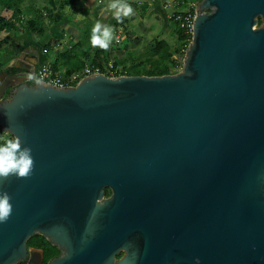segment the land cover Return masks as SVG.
Returning <instances> with one entry per match:
<instances>
[{"label":"water","instance_id":"water-1","mask_svg":"<svg viewBox=\"0 0 264 264\" xmlns=\"http://www.w3.org/2000/svg\"><path fill=\"white\" fill-rule=\"evenodd\" d=\"M20 57L0 132L33 168L0 179V264L42 260L35 235L60 251L48 264H264V0H202L175 75L58 88Z\"/></svg>","mask_w":264,"mask_h":264},{"label":"trees","instance_id":"trees-1","mask_svg":"<svg viewBox=\"0 0 264 264\" xmlns=\"http://www.w3.org/2000/svg\"><path fill=\"white\" fill-rule=\"evenodd\" d=\"M22 1L23 0H11L8 3L9 6H2L0 3V14L2 11H11L13 13L10 18L0 15V33H8L5 38L0 39V54L7 49L9 51L8 54L10 55V58L7 61L0 62V73L2 67L15 59L19 54L21 43L12 39V35L15 31L19 32V28H21L19 26V23H21L22 20L20 16H24V14L20 13ZM201 1L202 0H199L198 3ZM68 2V0H64L63 5L61 7L59 6L55 14H52L51 12H48V14H42V12L39 11L37 12L38 14L27 16L26 21L24 22L26 31L30 33L33 38L45 37V34L48 33L49 27H51L52 24L61 22L63 12L69 5ZM181 4L182 2L177 5L180 6ZM189 12L190 11L180 12V14ZM190 13L194 14L193 10ZM140 15L145 17L146 14ZM155 18L159 20L157 16H155ZM168 21H170V19H168ZM172 24L174 25V30H170V33L175 34L178 42V46L174 48L173 52L167 41L154 37L150 41L152 44L149 42L151 45H149L148 50L139 57H136L135 52H133L136 50L129 49L127 45H124L123 47L122 57H112V51H95L90 47L89 40L92 26L91 24H86L84 26L85 29L81 31V36L78 41L73 42V40L69 38L66 42L67 45L64 44L65 46H62L59 51H54V45L57 43L56 41L53 46L48 42L43 46L42 53L44 50L46 53L56 55L54 61L50 63L51 71L55 76H58L59 73L63 71L64 75L61 78L64 86H70L71 84L68 83L70 78L74 75L80 74L78 80H75V82L72 83L73 86H75L82 78H84L82 76L86 67L98 68L100 74L113 78L122 76L160 77L164 75H175L176 71L182 68V63L176 62L174 57L181 54H183L184 57V52L191 42V35L184 33L178 22L172 20ZM123 30L124 36L128 41L135 38L136 42L139 43L145 39L144 35L134 37V33L128 28V24L125 25L123 23ZM137 46L138 44L132 46V48ZM109 63H112L111 70L108 68ZM14 72H18V70H7V74H13ZM10 138L12 137L9 135L5 136L0 132V143ZM36 238V241H38L36 243H41L43 241L42 238H40L41 241L39 240V237ZM29 244H32V241Z\"/></svg>","mask_w":264,"mask_h":264},{"label":"crops","instance_id":"crops-1","mask_svg":"<svg viewBox=\"0 0 264 264\" xmlns=\"http://www.w3.org/2000/svg\"><path fill=\"white\" fill-rule=\"evenodd\" d=\"M68 1L69 5L63 12L61 22L52 24L51 27H49L48 33L45 37L33 39V37L26 31V29H24L25 31L23 30L22 32L15 31V33H13L12 39L21 43L18 54V56L21 54L20 64L32 67H34L33 64H35L36 71L40 67V65L45 64V62H42V64H40L41 58H47L48 54H51L44 52V50L43 53H41L45 44L50 42L53 46L56 41L58 44L56 43L54 45V51H59L60 47L64 45V43L62 42H64L65 34L69 35L68 39L71 38L73 42H76L80 39L81 32L78 27L83 28L86 24H91V26L93 27L97 22L112 26L115 38L107 50L112 51V57L114 54L122 57L124 45H127L129 49H132V46L139 44L136 42L135 38H133L131 41L127 40V38L124 36L123 23L125 25L128 24V28L133 31L134 37H139L141 35H144L146 31H148V28L146 29L144 27L145 21H150V23H152L153 21L161 22V24L165 23V21L167 20L168 9H170L171 4L168 3L169 0H125L126 3L132 6L134 10L133 14L129 17H124L122 19V22L117 23L116 19L112 15V10H110L108 7L112 0ZM63 3L64 0H23L20 6V13L24 14V16L22 15L20 16V18L26 21L27 16L38 14L37 12L39 11H41L42 14H48V12L55 14L59 6L61 7ZM5 6H9V4ZM12 14L13 13L11 11H2L0 15L10 18ZM140 14L146 15L145 17H142ZM155 16H157L159 20H157ZM76 19L78 21H81V23L79 24ZM76 22L78 26L70 27V24L73 25ZM58 27L60 28V32L57 31ZM137 28H139L140 34H136L135 29ZM73 32H76L77 36H74ZM7 34L8 33L6 32L0 33V39L5 38ZM126 42L129 43V45L126 44ZM90 47L95 51L104 50L100 48H93L91 45ZM8 53L9 51L5 49L3 53L0 54V62H5L10 58V55ZM28 55L34 56L35 59H31L30 57H28ZM60 74L64 75L63 71H61Z\"/></svg>","mask_w":264,"mask_h":264},{"label":"clouds","instance_id":"clouds-1","mask_svg":"<svg viewBox=\"0 0 264 264\" xmlns=\"http://www.w3.org/2000/svg\"><path fill=\"white\" fill-rule=\"evenodd\" d=\"M108 7L112 10V15L117 23L122 22L124 17L131 16L134 11L125 0H112ZM114 38L112 26L97 22L91 29L89 43L93 48L107 50ZM28 78L32 79L31 74ZM32 168L31 150L22 147L18 137L0 143V179L13 175L17 178L27 177ZM10 201L11 197L6 191L0 192V223L6 222L13 211V205Z\"/></svg>","mask_w":264,"mask_h":264},{"label":"rangeland","instance_id":"rangeland-1","mask_svg":"<svg viewBox=\"0 0 264 264\" xmlns=\"http://www.w3.org/2000/svg\"><path fill=\"white\" fill-rule=\"evenodd\" d=\"M9 1H11V0H0V3L2 4V6H5V5H7L9 3ZM198 1L199 0H169L168 3H171L170 4V9H168L167 20L165 21L164 24H161V22H155V21H153L152 23H150V21H145L144 27L146 29L148 28V31H146L145 34H144L145 39L140 41L137 47L132 48L133 50H136V51H133V52H135V56L139 57L142 54H144L148 50L149 45L152 44L150 41L154 37H157L158 39H161V40L163 39V40L167 41L169 47L171 48V50L173 52L174 48H176L178 46L177 45L178 42L176 40L175 34L174 33H170V30L171 31L174 30V25L172 24V20L173 19L171 18L174 15L173 12L174 11H180V12H188V11H190V12H192V10H193V12H195V8L199 4ZM180 2H182V4L180 6L177 5ZM168 17L170 18V21H168ZM24 22H25V20L23 19V21L21 20V23H19V26L21 27V28H19V32H22L26 28ZM77 22H79V24L81 23V21H78V20H77ZM77 22L74 23L73 25L70 24V27L78 26ZM78 29L80 31H82L85 28L84 27L83 28L82 27L81 28L78 27ZM135 30H136V34H140L139 28H137ZM57 31L60 32V28L59 27L57 28ZM70 31H72V30H70ZM70 31H69V34H70ZM73 35L77 36L76 32H73ZM45 36H46V34H45ZM64 36H65V39H64V42H62V43L66 44L69 35L65 34ZM80 36H81V32H80ZM0 37H1V35H0ZM33 39H35V38H33ZM74 39H75V37H74ZM149 42L151 44H149ZM126 44L129 45V43H127V42H126ZM63 46H65V45H63ZM61 48H62V46L60 47V50H61ZM184 54H185V52H184ZM55 56H56L55 54H48L47 58L46 57L45 58H41L40 64H42V62L50 63L51 61H54ZM113 57H120V56L116 55V56H113ZM174 58H175L174 60H176V62H179V63H182L183 59H184L183 54L176 55ZM181 70H182V68L178 69L176 71V74L179 73ZM58 76L59 77H63V75L60 74V73H59ZM68 83L71 84L69 87L73 86V84H72L73 82H71L70 80L68 81Z\"/></svg>","mask_w":264,"mask_h":264},{"label":"built area","instance_id":"built-area-1","mask_svg":"<svg viewBox=\"0 0 264 264\" xmlns=\"http://www.w3.org/2000/svg\"><path fill=\"white\" fill-rule=\"evenodd\" d=\"M173 14L174 15L171 18L174 20V22L179 23V26L183 30L184 33L191 35L192 34V23H193V19L195 17V12H194V14H192L190 12L180 14V11H174ZM168 19H170V18L168 17ZM108 68H109V70H111L112 64H109ZM97 74H100L98 68L86 67L83 71L82 77H88V76L97 75ZM79 77H80V74L74 75L70 78V81L75 82V80H78ZM110 78H113V77H110ZM33 81L41 82L44 84H50V85H52L54 87H58V88L66 87L62 83L61 77L55 76L52 74L50 63H45V64L40 65V67L35 71V73L33 75Z\"/></svg>","mask_w":264,"mask_h":264},{"label":"flooded vegetation","instance_id":"flooded-vegetation-1","mask_svg":"<svg viewBox=\"0 0 264 264\" xmlns=\"http://www.w3.org/2000/svg\"><path fill=\"white\" fill-rule=\"evenodd\" d=\"M28 67H30V66H28ZM19 73H21V72L18 70V72H14L12 75L19 74ZM110 196H111V192L108 189H105L104 190V197L109 198ZM36 237H39V240H40V238H42L38 235H35L33 237V240L31 238V240H29L27 242V249L29 251H32L35 253H40L41 258H42V260H41L39 257V254H37L36 255L37 260L35 261L34 264H48L49 261L59 257L60 251L56 247L52 246L45 238H42L43 241L41 243H36V242H38V241H36L37 240ZM31 241H32V244H29ZM123 256H124V253H119V255H117L115 257V259L119 260Z\"/></svg>","mask_w":264,"mask_h":264}]
</instances>
